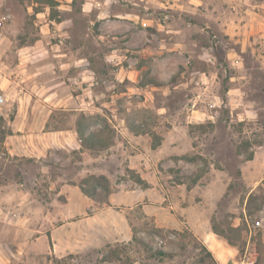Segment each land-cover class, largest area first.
Wrapping results in <instances>:
<instances>
[{
  "label": "rangeland",
  "instance_id": "374dc122",
  "mask_svg": "<svg viewBox=\"0 0 264 264\" xmlns=\"http://www.w3.org/2000/svg\"><path fill=\"white\" fill-rule=\"evenodd\" d=\"M56 2L0 0V82L25 61L65 99L40 101L47 129L95 141L67 133L41 165L7 155L0 117V264H264V0ZM212 172L224 195L199 183Z\"/></svg>",
  "mask_w": 264,
  "mask_h": 264
},
{
  "label": "crops",
  "instance_id": "0c3cea01",
  "mask_svg": "<svg viewBox=\"0 0 264 264\" xmlns=\"http://www.w3.org/2000/svg\"><path fill=\"white\" fill-rule=\"evenodd\" d=\"M31 49H33V51H30V53L28 52L29 50H21L22 58L24 60L30 58L32 56L31 54L37 51L36 46L31 47ZM22 64H24V66L19 68L20 70L16 71L17 77L9 79L6 76L4 77L5 81L0 82V90L5 91L7 97H14L20 101L18 106L19 111L15 113L14 118L10 121H8L7 115H5L7 112L0 113V117H2V119L6 122L2 129L7 130L1 144L7 155L10 157L31 159L46 166L45 162L48 161L49 158L57 157L59 155V148H66L67 145L72 143H70V138L67 133H71L72 138L74 135L77 136L78 132L77 130L66 131L58 129L51 131L47 129L51 121L52 112H38V105H41L40 101H48L52 104L57 103L62 105L65 103V99L59 96L58 89L55 90L48 84L38 83V76H36L38 73L29 74L24 72L26 69L25 61ZM58 64L59 63L48 61L43 65L48 67V69H53L54 67L57 68ZM35 101H37L36 104L34 103ZM26 102H28V106ZM26 107H29L27 108L28 112H21L24 111ZM165 144L166 143H164V145ZM160 148H162V146ZM213 173L214 172L207 174L206 177H202L199 183L204 184L205 181V184L203 185L205 192L217 189V192L220 195H224L229 188V183L225 176H222V174L215 173V175H213ZM208 175L214 177L210 182L206 180L208 179ZM15 183L18 184L16 181ZM198 187H201V185L199 186L197 183L189 192L186 191L184 193L185 198L192 196ZM4 199H6V197L0 198V219L1 215L4 214V210L1 206ZM178 213L179 216L183 218V221H181L178 225L185 223L190 225L193 229H198L196 221L197 218L192 219L191 217L192 206H181ZM153 217L159 225L163 224L159 217L156 215H153ZM202 218H207V215L205 214L203 217L198 216L199 220ZM200 238L204 240L201 235ZM217 259L219 264H239L235 261V254L228 248H225Z\"/></svg>",
  "mask_w": 264,
  "mask_h": 264
},
{
  "label": "trees",
  "instance_id": "16d2710c",
  "mask_svg": "<svg viewBox=\"0 0 264 264\" xmlns=\"http://www.w3.org/2000/svg\"><path fill=\"white\" fill-rule=\"evenodd\" d=\"M34 1L37 2V3H39L42 6H46V7H49L51 9H53L58 4L56 2V0H34ZM131 129L133 131H136L135 126L131 127ZM77 132H78V135L80 137V141H81L83 147H86L88 144H90L91 142L95 141L94 134H92V133L87 134L85 132V130L82 129V127L79 124H78ZM248 160L249 161L250 160H253V154H251L250 156H248ZM84 190L86 191L87 194L90 195V193H89L88 190H86L85 188H84ZM47 258L49 260H51L52 262L56 263V264H71V262L74 259H78L79 257L78 256H75L73 254H70V255H68L66 257H63V258H57L55 256H52V257L51 256H47Z\"/></svg>",
  "mask_w": 264,
  "mask_h": 264
},
{
  "label": "built area",
  "instance_id": "2783aa9c",
  "mask_svg": "<svg viewBox=\"0 0 264 264\" xmlns=\"http://www.w3.org/2000/svg\"><path fill=\"white\" fill-rule=\"evenodd\" d=\"M6 102V98L3 94H0V105H3ZM261 222H256V225L259 226Z\"/></svg>",
  "mask_w": 264,
  "mask_h": 264
}]
</instances>
